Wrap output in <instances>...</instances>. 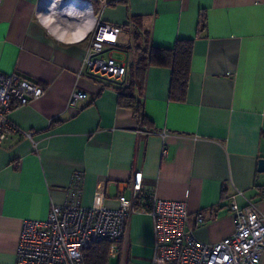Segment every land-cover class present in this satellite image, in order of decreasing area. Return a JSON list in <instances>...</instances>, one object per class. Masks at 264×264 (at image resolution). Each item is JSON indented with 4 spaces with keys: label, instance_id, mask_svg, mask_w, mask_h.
<instances>
[{
    "label": "crops",
    "instance_id": "1",
    "mask_svg": "<svg viewBox=\"0 0 264 264\" xmlns=\"http://www.w3.org/2000/svg\"><path fill=\"white\" fill-rule=\"evenodd\" d=\"M38 1L0 2V73L44 89L10 113L15 130L0 142V264H17L25 222L69 204L75 174L80 207L115 210L140 171L141 197L185 202L189 227L207 245L233 233V196L264 216V0L96 3L102 22L120 30L111 54L121 52L127 73L113 82L87 75L83 46L70 43L88 21L40 19ZM179 41H192L186 99L169 100L171 70L147 67L133 90L141 121L119 105L115 88L131 81L138 47L173 49ZM75 91L85 98L69 107ZM126 224L115 259L148 264L151 217L135 212Z\"/></svg>",
    "mask_w": 264,
    "mask_h": 264
},
{
    "label": "built area",
    "instance_id": "2",
    "mask_svg": "<svg viewBox=\"0 0 264 264\" xmlns=\"http://www.w3.org/2000/svg\"><path fill=\"white\" fill-rule=\"evenodd\" d=\"M96 3L102 8V0H39L36 13L40 19L56 21L86 19L83 34L70 43L83 46V67L87 75L119 81L126 75L127 67L115 60L111 51L120 30L102 22ZM43 93L39 84L18 73H0V142L15 130L9 120L10 113ZM84 98L83 92L75 91L69 99V107ZM22 134L32 139L31 132ZM81 183V175L75 174L68 189L69 204L53 206L44 221L24 223L16 250L17 264H85L87 250L101 242L109 245L108 257L115 259L120 254L118 245L123 239L127 218L135 212L152 219L154 244L148 264L260 263L264 249V216L253 205L240 207L235 196L230 201L233 233L218 244L207 245L201 243L189 227L185 202L141 200L140 171L133 173L130 198L120 196L115 210L80 207L76 201Z\"/></svg>",
    "mask_w": 264,
    "mask_h": 264
},
{
    "label": "trees",
    "instance_id": "3",
    "mask_svg": "<svg viewBox=\"0 0 264 264\" xmlns=\"http://www.w3.org/2000/svg\"><path fill=\"white\" fill-rule=\"evenodd\" d=\"M136 34L140 28L135 27ZM139 59L130 70L131 81L122 88H115L118 92V103L121 107L132 110L134 116L143 121L141 104L134 98L135 82H141L147 67H162L171 70L169 100L182 103L186 99L190 62L192 58V41H179L173 49L137 48ZM141 200H144L141 198ZM146 200V199H145ZM144 200V201H145ZM148 200V199H147ZM146 200V201H147ZM107 243H97L86 252L85 264H108Z\"/></svg>",
    "mask_w": 264,
    "mask_h": 264
},
{
    "label": "rangeland",
    "instance_id": "4",
    "mask_svg": "<svg viewBox=\"0 0 264 264\" xmlns=\"http://www.w3.org/2000/svg\"><path fill=\"white\" fill-rule=\"evenodd\" d=\"M120 53L117 52L116 54H113V58L119 62L122 61V62L126 63L125 57ZM120 263H121L120 259H115V260L109 259V261H108V264H120ZM132 264H138V262L135 261V262H132Z\"/></svg>",
    "mask_w": 264,
    "mask_h": 264
},
{
    "label": "water",
    "instance_id": "5",
    "mask_svg": "<svg viewBox=\"0 0 264 264\" xmlns=\"http://www.w3.org/2000/svg\"><path fill=\"white\" fill-rule=\"evenodd\" d=\"M258 171L260 173H264V159H260L258 161Z\"/></svg>",
    "mask_w": 264,
    "mask_h": 264
}]
</instances>
